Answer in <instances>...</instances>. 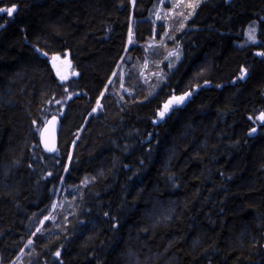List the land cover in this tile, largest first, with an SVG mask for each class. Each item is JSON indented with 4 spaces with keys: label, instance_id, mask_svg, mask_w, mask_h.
I'll return each mask as SVG.
<instances>
[{
    "label": "trees",
    "instance_id": "16d2710c",
    "mask_svg": "<svg viewBox=\"0 0 264 264\" xmlns=\"http://www.w3.org/2000/svg\"><path fill=\"white\" fill-rule=\"evenodd\" d=\"M158 1L0 0L15 9L0 12V264L29 241L21 264H264V0H202L146 50ZM67 55L75 75L59 81L49 59ZM145 61L161 70L149 94ZM70 186L66 218L50 213Z\"/></svg>",
    "mask_w": 264,
    "mask_h": 264
},
{
    "label": "rangeland",
    "instance_id": "374dc122",
    "mask_svg": "<svg viewBox=\"0 0 264 264\" xmlns=\"http://www.w3.org/2000/svg\"><path fill=\"white\" fill-rule=\"evenodd\" d=\"M202 0H159L158 4L155 5L153 12H152V21L154 22V24H160L162 25L164 28V32L160 33L159 36L157 37L156 31L154 30L153 32V36L151 37V39L149 40L146 50L151 49L153 47H156L157 45H163L164 41H169L171 40L170 38H167V31L169 29H172V27H178V31H181L180 29H183L184 23L187 19L190 18V16H192V14L194 13L195 9L197 8V6L199 5V3ZM183 9V11L181 12V10ZM254 30V31H253ZM250 35L254 38H250ZM245 41L247 44H256L258 42L257 40V24L256 22H252L250 23L246 29H245ZM180 52H179V47L176 46H172L171 48H169V50H167L166 52V58L164 59L163 63L167 62V71H170L180 60ZM64 58L61 59V61H63ZM151 66V63L145 61L142 64V71H141V75L142 78L144 80V85L142 87V90L145 94H149V90H150V80L151 77L152 78H157L160 77L161 75V70H157L155 73L154 72H150L148 74L149 71V67ZM116 73V72H115ZM115 73L112 75L111 79L113 78V76L115 75ZM73 75H75V70L71 67V65H63V63H60L58 70L56 72V76L58 77L59 81H66L68 79H70ZM246 73L245 70H241L240 73L238 74V76L234 79L233 82H236L238 80L242 81L245 79ZM120 83L117 87V91L113 90V92L110 93V95H113V97L118 99V103H122L124 102L123 98L125 96H127V98H133V91L128 88H126L124 86V75L120 77ZM159 79H157L155 81V83L158 81ZM155 84H153L154 86ZM140 91V88H139ZM104 94V92L102 93ZM119 105V104H117ZM264 115V114H262ZM262 122H264V119H262ZM83 184H87L86 181L83 182ZM76 187L75 186H70V187H64L59 189L58 191V195L60 194V197L57 195L52 208H51V212L54 213H58V214H63L64 218H66V214L69 211L68 208H73V204H74V191H75ZM51 218L53 220H55V216H51ZM30 250V246L29 243L25 246V251H22L20 256L18 257L17 261L14 264H21V258L23 256H25L27 253V251Z\"/></svg>",
    "mask_w": 264,
    "mask_h": 264
},
{
    "label": "water",
    "instance_id": "95a60500",
    "mask_svg": "<svg viewBox=\"0 0 264 264\" xmlns=\"http://www.w3.org/2000/svg\"><path fill=\"white\" fill-rule=\"evenodd\" d=\"M49 63L51 65V67H52V70L56 73L60 63H63V65H68L69 64V56L67 55L63 62L60 61L59 58H57L55 56H52L49 59ZM183 97H184L183 101H180L178 98H176L174 103H176V102H186L188 100V98L190 97V94L187 93ZM157 115L159 117H158L157 120L152 121L153 125H157L163 120V116H161L159 112L157 113ZM49 122H52V123H49ZM45 129H46V131H45ZM60 130H61V121L56 115L50 116L45 121L43 126L41 127L40 132H39V145H40L41 150L45 154H47V155L55 154V152L57 150V144H58ZM41 132L44 133L43 139H42V136H41ZM253 132H256V129H253ZM148 140H149V137H148ZM45 141L48 143L49 148L54 146L55 150L54 151L47 150L45 148Z\"/></svg>",
    "mask_w": 264,
    "mask_h": 264
},
{
    "label": "snow or ice",
    "instance_id": "6c2138e0",
    "mask_svg": "<svg viewBox=\"0 0 264 264\" xmlns=\"http://www.w3.org/2000/svg\"><path fill=\"white\" fill-rule=\"evenodd\" d=\"M14 10H15L14 8H9V9H2V8H0V12L7 11L9 16L12 15V13H13ZM253 31H254V30H253ZM250 38H254V37H252V36L250 35ZM178 99H179L180 101H183L184 97H180V98H178ZM57 103H59V101H57ZM167 107H168V105H165V109H167ZM161 116H163V113H161ZM260 119H264V115H262V116L260 117ZM49 123H52V122H49ZM45 131H46V129H45ZM41 136H42V139H43V136H44V133H43V132H41ZM45 148H46L47 150H49V151H54V150H55L54 146L51 147V148H49L48 143H47L46 141H45ZM29 243H31V241H29ZM57 255H59V254L57 253Z\"/></svg>",
    "mask_w": 264,
    "mask_h": 264
}]
</instances>
